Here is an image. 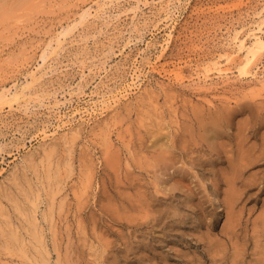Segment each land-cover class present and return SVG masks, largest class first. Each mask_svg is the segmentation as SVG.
Segmentation results:
<instances>
[{"label": "rangeland", "instance_id": "374dc122", "mask_svg": "<svg viewBox=\"0 0 264 264\" xmlns=\"http://www.w3.org/2000/svg\"><path fill=\"white\" fill-rule=\"evenodd\" d=\"M261 5H264V0H0V87L4 85L7 88H12L16 84L21 88L27 85L24 89L26 105L24 103L13 104V106L4 104L0 107V264H29L31 262L25 258L23 260V257L12 256L8 253V250L5 249V232L8 230V222H10L29 244L30 236L28 233L31 226L27 223L22 211L31 210L34 207L30 201L33 194L31 199L39 197L37 198L38 207L35 216L40 225L39 229L43 232L46 249L49 251L47 258L49 257L50 264H110L112 260L117 258L114 260V264H145L146 262H150L146 264H168L167 259L170 264H185L187 261L197 263L203 258L202 261L205 260V264H213V262L214 264H254L253 262L264 264V154L258 158L261 152L264 153V150L261 151L264 149V91L261 96L259 89L252 87L253 80L240 81L236 76L238 73L235 65L231 67L233 74L229 81L213 75L207 83L187 79L182 83H176L166 76L151 72L148 67L149 62H153L162 55L163 58L159 65L160 67L165 66L168 70L172 68L171 64L174 61L193 57L196 51L201 52L198 56L199 63H204L203 60L207 55L216 54L221 48V43L213 42L216 35H220L219 28L224 27L228 22L235 21L242 14L253 12ZM87 8H91V15L79 23V14ZM75 22L76 26L73 27ZM67 29L70 31L66 35H61ZM171 30H173V39L166 47L167 34ZM49 41H52V47L56 48V52L47 58L38 72L36 71L37 67L42 64L39 59L40 49ZM33 71L37 72L35 79H30L29 74ZM82 73L85 74L83 80H81ZM190 74L191 71L189 70L184 72L186 78ZM136 75H139V83L142 87L140 91L132 87L134 80L136 81ZM78 85L83 87L84 95H77ZM117 89L118 91H116ZM126 91L130 92L128 98L119 100L116 104L117 107L112 105L114 108L110 106V109L102 110L104 112L102 115L95 113L91 117L88 115L82 118L80 116L73 117L75 109L81 111L87 109L92 112V106L95 102L98 103L102 96L107 97L113 92L122 95ZM91 92H94L92 96ZM55 101L59 102L60 108L56 109ZM202 109L205 110L203 111L204 115L208 112L215 115L216 111L225 110L223 113L221 111L216 112V114H224L228 111L227 116H230V119L234 117L232 121L229 120L231 125L228 122L223 128L224 136L222 134L220 139L215 140L216 145L214 143L215 150L219 149L222 147L220 141L223 139L222 141H225L223 143H227L225 146L223 144L227 152L222 151V148L219 149L220 152L218 149L214 150L215 156L211 153L213 158L208 155L210 154L208 146H211V142H206L202 138L206 131L203 129V124L205 125L203 120L206 119V125H210L207 122L210 119L207 118L209 116L212 118V116L208 113L206 114L207 117H203V119ZM102 111L99 108L97 113ZM61 114L72 119L71 126L59 129L55 138L47 140L44 144V141L40 139L42 130L54 131L55 127L60 124L57 117ZM66 116L63 117V121L68 120ZM199 120H201L202 128L201 124L199 125ZM109 122L111 123L108 125ZM184 122L186 124L182 125ZM106 124L109 128L106 127ZM157 125H160L162 129L160 130ZM198 125L200 128L197 127ZM184 126H187L190 131ZM153 127H158V129L153 130ZM184 128L187 129L184 130L185 132L182 130ZM157 131L159 133L156 134L158 136L155 138L153 133ZM165 131H170L169 133L174 140L169 142L177 141L175 142L177 146L180 144L178 141L189 140L187 143L185 141L188 146L184 143V148L180 145L181 150H178L179 146L174 144L175 148L173 146L168 152L169 154L167 153L171 158L173 156L176 158V160L172 159L175 164H173L174 166L170 165L171 167L169 166L172 164L171 161L170 163L167 162L168 165L166 163L167 166H161L167 160H164L165 162L160 161L162 163H159L160 165L157 164L159 160L157 159V162L155 160L159 151L157 152L158 147L156 146L158 145H156L157 142L154 144V138L156 141L157 138L166 134ZM190 132L192 135L188 136ZM180 134H183L182 137L179 136ZM108 135L110 136L108 137ZM185 135L187 138L183 139ZM105 136L108 137L106 138L108 140L110 138L112 148L106 146L109 143L105 144L108 142V140L105 141ZM176 137L177 139H175ZM180 137L181 139H179ZM239 137L246 139L245 141L242 139L244 145L247 141L249 144L246 143V145L251 144L252 148L257 146L254 150L258 153L251 152V145L249 148L242 146V150L246 148V153L250 152L253 156L251 158L249 154L247 160L251 159L254 164L256 161V164L252 165L253 162L249 160L247 164L245 160L243 166L246 167L247 165V168L241 167V169L243 168V176L240 175L242 180L238 179L237 182L235 181L236 183L225 186L227 183L219 182L217 177L215 179L214 174L222 177L226 174L229 175V161L226 163L225 161L227 159L233 160L238 155L237 152L241 153L238 148H241L240 144L243 145V143L238 139ZM227 139H230L231 142ZM236 141H239V146ZM234 143L237 148H235ZM185 146L186 151L188 150L190 153L185 151L187 153L185 154L183 152ZM105 147H109V149L107 148L109 151L106 150L109 157L105 156L106 151L103 154ZM155 147L156 152L152 149ZM259 147L260 150H258ZM189 148L194 149V151ZM207 148L208 150H206ZM204 149L208 151V154L206 151L204 152ZM236 149L239 151L235 152ZM115 153L118 156L115 157ZM256 154L259 155L256 156ZM111 155L113 156L111 157ZM219 156L224 157L225 160ZM255 156L259 160L254 159ZM236 157L237 159L233 161H239L238 156ZM114 159L115 161H113ZM120 159L121 162L118 161ZM191 159L194 161L191 162ZM200 161L205 164L209 163L203 166V164L198 163ZM113 162H120V164H113ZM250 163L251 165H249ZM219 167L222 169H220L221 173H218ZM248 167L251 169L249 170ZM223 168H225L226 173ZM244 169L247 173L243 172ZM58 172L59 176H57ZM49 175L52 176V179L48 178ZM128 176L131 178L130 181ZM177 176H183V179ZM244 176L246 177L243 178ZM90 177H92L91 180ZM53 178L59 179H56V182L53 181L55 180ZM121 178L123 180L127 178L124 180L126 182H118L119 179L122 180ZM129 183L132 188H127ZM240 183L241 185H239ZM84 185L87 187L85 188ZM234 185L235 188L238 185L237 189L234 188ZM51 189L54 190V193L56 191L55 195L53 194L55 199H52L54 203L51 201L53 198L50 196ZM120 189H124V191L122 192ZM138 189L141 191L139 192ZM223 189L225 193L222 192ZM231 189L235 196L233 192H228V190L232 191ZM157 190H160V193ZM142 191L143 194L147 193V199L144 198L145 196L142 197ZM238 192H241V196ZM231 193L232 197H236V201L234 198L235 205L230 212L223 204V200H225L224 195ZM115 194L122 196L123 199H121L125 202H121V199ZM123 194L126 196L129 194L127 199L124 198ZM102 195H106L105 199ZM111 195L116 197L115 202ZM133 195L136 198L140 195V199L148 200L149 203L154 199L152 203L155 201V204H151L153 208L148 209L147 207L148 210L155 212L148 215L149 223L145 220L148 217V211H145L147 210L146 207L143 209L145 212L142 209L143 213L140 211L142 215L146 213V217L143 215L145 218L139 216L138 210L133 208L131 211L127 210L128 205V209L132 206L131 202L137 204V202L133 203L132 199L138 201L139 198L136 199ZM129 196H131L132 201ZM100 197L105 200V204ZM108 199L111 200L108 201ZM143 199L141 200L144 201ZM118 200L122 204H117L119 203ZM156 200L157 203L161 200L159 206L158 204L156 206ZM101 201L103 204L101 203L100 207ZM110 201L117 206L114 204L110 206ZM126 201L130 202L127 203ZM50 203L52 208L54 205V211L51 210ZM108 203L110 204L107 205ZM103 205L104 207L107 205L106 207L109 209L112 207L114 209H106ZM121 206L122 208H120ZM158 207H162V211L158 210ZM125 208L126 212L124 211ZM157 210L160 211L157 214L160 217L162 214L164 217H159L162 219L159 220L156 216L157 218L155 217L154 220L157 222L153 219L151 221V218H154L151 215H157ZM50 211H53V220L48 219L47 214ZM120 211L127 215H123V218ZM127 212H130L131 216L133 213L138 216L139 219L136 217L138 221L134 215L128 217ZM162 212H165L167 216L169 215L170 220ZM114 214L116 218L113 217ZM229 215L238 217L234 219L233 216L230 217ZM118 216L125 224H120L121 221ZM226 216L232 218L233 223H229L228 220L230 219H226ZM110 217H113L114 220L113 218L111 220ZM125 217L133 220H129L133 223L131 224L126 219L128 223L124 220ZM115 219L118 220L115 221ZM140 220L142 222L145 220L147 225H142L144 222L141 224ZM50 221H52V225ZM136 222H140L142 229L140 226L138 229L142 231L136 229ZM79 223L81 228H79ZM111 223L115 226L117 223L118 226L114 227ZM157 224L163 226H155ZM109 226L112 229L114 227V233ZM224 227L228 231H223ZM123 228H126V231ZM150 228H152L151 232L154 230L156 237L150 232ZM233 229H236L238 233L236 234ZM102 230L103 233H101ZM129 230L131 235L134 232L136 237H132L133 235H130ZM169 230L173 231L168 232ZM97 231H100L99 233L103 235L102 238L108 239L107 241L111 242V245L112 242H115L114 237H116L118 240L115 242V250L117 247L122 253L131 252L129 248L134 246H130L135 244L134 241H142L136 242L138 244H136L135 247L137 248L134 249L133 254L129 252L130 256L129 254H125V256L121 252V254L117 253L118 251H115L110 243L107 245V241L106 243L104 241V246L113 249L108 251L101 245L99 243L101 236L100 234L97 236ZM104 231L109 233L106 232L105 236ZM116 231L119 233L118 235ZM119 231L123 234H120ZM211 231L213 235L226 242L225 247V242L222 241V249L219 253L222 257L216 258V260L218 259L216 262L211 257L209 258V255L202 257L207 252V242H211L209 238H214V240L216 238L219 241L217 243H221L217 237L209 235ZM150 233L152 236L149 235ZM206 234L210 237H206ZM121 235H124L123 238ZM197 235L203 237L196 238ZM234 236H238V240ZM158 237L159 239H157ZM186 238L187 240H185ZM203 238H208L210 241ZM231 238L234 239L232 242H230ZM103 239L100 241L102 244ZM124 239L125 243L121 241ZM126 240L132 243L128 241V244ZM201 240L203 241L201 242ZM233 241L238 243V249L235 248L238 252L233 248L236 246ZM120 242L123 246L127 243L126 250L124 248L126 245L123 247ZM192 242H195L196 246ZM140 243L141 246L143 245L141 249ZM190 243L191 245H189ZM255 243L257 245L254 246ZM203 244H206L207 247L205 248ZM109 245L111 247H108ZM94 246L97 247L94 248ZM252 246L256 248V252ZM118 247L123 248V250ZM138 248L141 253H145L146 257H141L144 255L137 252V250L139 251ZM170 248L172 249L170 250ZM173 248H176L177 252ZM102 249L108 256L101 252ZM223 249L224 253L221 254ZM30 250L33 255V250ZM127 250L129 251L127 252ZM111 251L117 253L118 256L115 255L117 258L113 256L115 252L109 253ZM155 251L160 252V258L156 256L158 253L154 255ZM180 251L184 253H182L184 256ZM235 252L238 255H235ZM178 253L182 256L177 255ZM37 257L39 259V256L35 255V258ZM105 257L106 259H104ZM140 257L144 261H139V259L141 260ZM155 257H157V261ZM162 257L163 259H161ZM180 257L183 261L180 260ZM183 257L186 260L182 259ZM107 258L109 260L111 258V262L107 261ZM202 261H198V264H202Z\"/></svg>", "mask_w": 264, "mask_h": 264}, {"label": "bare ground", "instance_id": "6f19581e", "mask_svg": "<svg viewBox=\"0 0 264 264\" xmlns=\"http://www.w3.org/2000/svg\"><path fill=\"white\" fill-rule=\"evenodd\" d=\"M90 10H91V8H87V9H84V10H82L81 11V14H79V18H80V20L78 21L79 23L80 22H82L87 16H89V15H91V12H90ZM215 10H217V9H215ZM235 19V18H234ZM77 22V23H78ZM73 27L74 26H76V22L72 25ZM69 28H72V27H69ZM174 28V27H173ZM220 30V35H216V38L213 40V42H219V43H221V48H220V50H218V52L216 53V54H212V55H207V57L203 60V62L204 63H199L200 62V59L198 58V56L200 55V53L201 52H195V54H194V56L193 57H189V58H187V59H185V60H178V61H174L172 64H171V66H172V68L171 69H166L165 68V66H161L160 67V65H159V63L161 62V59L163 58V56L162 55H160V56H158L153 62H149L148 63V67H149V70L151 71V72H156L157 74H159V75H163V76H166V77H168L169 79H172V80H174L176 83H182L183 81H185L186 79L187 80H191V81H199V82H202V83H207L210 79H212V76L214 75V76H216L217 78H219V79H225V80H228L229 81V79H231V75L233 74V72H232V69H231V67H232V65H235V68L237 69V78H239L240 79V81H242V80H247V79H249V80H253L254 81V83H253V88H257V89H259V91H260V95L262 96L263 95V91H264V5H261V6H259L256 10H254L253 12H248V13H246L245 15L244 14H242V15H240V17L239 18H237L235 21H232V22H228L227 24H225V26L224 27H220L219 28ZM70 31V29H67V30H65V31H63L62 33H61V35H66L68 32ZM172 39H173V30H171L168 34H167V41H166V47L168 46V44L172 41ZM217 42V43H218ZM213 45V44H212ZM199 50V49H198ZM201 50V49H200ZM217 50V49H216ZM40 61L42 62V64L41 65H39V67H37V70L36 71H38V69L40 68V67H42L43 65H44V63L46 62V60H47V58L51 55V54H53V53H55L56 52V48L55 47H52V41H49L48 43H46L45 45H43L42 47H41V49H40ZM191 71V74L189 75V76H187V78H186V76L184 75V72H186V71ZM36 71H33L32 73H30L29 75H30V79H35V76H36ZM39 72V71H38ZM83 79H85V74L84 73H82V76H81V80H83ZM135 79H136V81L134 80V82H133V88H135V89H138L139 91H140V89L142 88V87H140V83H139V75H136L135 76ZM27 87V85H25V86H23V87H18L16 84H14V86L12 87V88H7V87H5L4 85H2L1 87H0V107H1V105H4V104H6V105H9V106H13V104L15 105V104H17V105H20V104H22V103H24V105H26L27 104V100H26V93H25V88ZM78 92H77V95H84L85 93H84V89H83V87H81V86H79L78 85ZM130 89V88H129ZM116 91H118V89L116 90ZM130 91V90H129ZM129 91H126L125 92V94H122V95H120V94H117V93H111V94H109L107 97H105V96H102V99L98 102V103H94V105L92 106V112H90V111H88L87 109H85L84 111H81V110H79V109H75V111L73 112V117L75 118V116H80V118H82V117H84V116H86V115H88V116H92L93 114H103L104 112L102 111V110H105L106 108L108 109L110 106H112V105H114V106H116V104H118V101L119 100H121L122 98H128V96H129V94H130V92ZM123 92V91H122ZM119 93V92H118ZM94 94V92H91V96ZM70 95L72 96V93H70ZM120 96V97H119ZM55 107H56V109H58V108H60V105H59V102L58 101H55ZM114 106H112L113 108H114ZM111 107V108H112ZM117 107V106H116ZM99 108L101 109V111L102 112H99V113H97L98 112V110H99ZM110 109V108H109ZM203 111H205V110H203L202 109V114H203V116H202V118L203 117H207L206 116V114H208V113H206L205 115H204V112ZM222 111V112H221ZM225 110H219V111H216L217 113L218 112H221V113H223ZM199 112V111H198ZM216 112H215V115H220V116H215V115H212L211 113H209V114H211V116H212V118H207V119H210V120H208L207 122L208 123H210V125L209 124H207L206 125V119L205 120H203V122H205V125H206V127L208 126H210L209 128H206L205 127V125L203 124V129L204 130H208L207 132L205 131V134H204V136L202 137L203 139H205V141L207 142V141H210L211 143H210V145L211 146H208L209 148H210V154H208L207 152L208 151H206V150H208V148L205 150L204 149V152L206 151V154H208L209 155V157H212V154H214V156H215V153H213V151L215 150V145H216V141L215 140H217V139H220L221 137H222V134H223V136H224V134L225 133H222L223 132V128L227 125V123L229 122V120H231L232 121V119H234V117L232 118V119H230V116H227V112L228 111H226L224 114H216ZM229 113H231V112H229ZM200 114V113H199ZM214 114V113H213ZM64 116H66V115H64V114H61V115H59L58 117H57V120L58 121H60V124H58L56 127H55V129H54V131H52V132H48L46 129H43L42 130V132H41V136H40V139L42 140V141H44V144H45V142H47V140H52V139H54L55 138V134L58 132V130L59 129H62V128H65V127H70L71 126V123H72V119H70L68 116H66V118L68 119V120H66V121H63V117ZM99 116V115H98ZM97 116V117H98ZM198 116H200V115H198ZM214 116V117H213ZM95 117V116H94ZM197 118V117H196ZM201 118V117H200ZM198 120V119H197ZM211 121V122H210ZM230 121V122H231ZM198 122V121H197ZM201 122V120H199V125L201 124L200 123ZM202 122V123H203ZM230 122H229V124H230ZM111 122H109L108 123V125L110 124ZM158 123V122H157ZM156 123V124H157ZM184 124H186L185 122L182 124V125H184ZM198 124V123H197ZM103 125H104V123H103ZM107 125V124H106ZM108 125L106 126L107 128H109L108 127ZM112 125V127H113V123L111 124ZM197 126V127H199L200 128V126ZM231 125V124H230ZM156 126V125H155ZM158 127H160V125H157ZM158 127L156 128V130L158 129ZM185 128L187 127V126H184ZM191 127V126H190ZM155 128L153 127V130H155ZM182 129L183 131L184 130H187V129ZM188 128V127H187ZM198 128V129H199ZM201 128H202V124H201ZM231 128V127H230ZM104 129H106V128H104ZM162 129V127H160V130ZM167 129V128H166ZM160 130H159V132H160ZM168 130H169V128H168ZM167 130V131H168ZM188 130H189V128H188ZM199 130H201V129H199ZM171 131V130H170ZM169 131V132H170ZM190 131V130H189ZM188 131V132H189ZM153 132V131H152ZM158 131L155 133H153V135L155 136V138L158 136V135H156V134H158L159 133ZM166 132V131H165ZM169 132H166V134H164V135H162L160 138H157V140L155 141V138H154V136H153V138H154V144H155V142H157L156 143V145H158V146H156V147H158V149H157V155L156 156H158L157 158H155V160H156V162H157V159L159 160V162L157 163L158 165H160L159 163H161L160 161H164V160H167L165 163H161L162 165L161 166H163V165H165V166H167L168 165V163L167 162H169L170 163V161L172 162V159H175L176 160V158H174V156H173V154H172V158L170 157V155H168L169 153L168 152H170L171 151V149L173 148V146H174V148H175V145L177 146V144H175V142H177V141H175L173 144L171 143V142H169V141H171V140H174V139H172V135H171V133H169ZM185 132V131H184ZM193 132V131H192ZM202 132H203V130H202ZM201 132V133H202ZM105 133V132H104ZM162 133H164L163 131H162ZM191 133V132H190ZM188 134V136L190 135H192V133L191 134ZM195 133V132H194ZM108 134V133H107ZM107 134H104V135H106L107 136ZM119 134V133H118ZM231 134V133H230ZM160 135V134H159ZM183 135V134H182ZM182 135L180 134L179 136H181L182 137ZM228 135V134H227ZM238 135H240V134H238ZM238 135H237V137H238ZM104 137L105 139L106 138H108L110 135H108V137ZM151 136H152V133H151ZM194 136V138H195V135H193ZM192 136V137H193ZM200 136V135H199ZM241 136V135H240ZM181 137L179 138V139H181ZM184 138L183 139H185V137H186V135L185 136H183ZM201 137H199V138H201ZM226 137V136H225ZM234 137V136H233ZM232 137V138H233ZM187 138V137H186ZM202 138H201V140H202ZM227 138H229V137H227ZM175 139H177V137L175 138ZM189 139V138H188ZM197 139V138H196ZM235 139H236V137H235ZM238 139H240L241 141H242V139L244 140V138H238ZM237 139V140H238ZM108 139H106L105 141H107ZM200 140V141H201ZM223 140V139H222ZM221 140V141H222ZM227 140H229L230 141V139H227ZM239 140V141H240ZM246 140V139H245ZM244 140V141H245ZM104 141V142H105ZM185 141L186 140H182L181 142L180 141H178L180 144L177 146L178 147V150L181 148L180 147V145H182V147H183V145H184V143H185ZM187 141H189V140H187ZM187 141H186V143H187ZM204 141V142H205ZM220 141V143L222 144V151H226L227 152V150H226V147H223V144L225 143V141H222L221 142ZM228 141V142H229ZM239 141L237 142V145H238V143H239ZM202 142V141H201ZM205 142V143H206ZM224 142V143H223ZM231 142V141H230ZM232 142H235V141H232ZM106 143H109V145H106V146H109V147H111V141H110V138H109V140H108V142H105V144ZM172 145H171V144ZM186 143H185V145H186ZM194 143V142H193ZM196 143H197V140H196ZM214 143H215V145H214ZM219 143V141H218V145L220 144ZM241 143H243V145H241L240 143V146H241V148L239 147L238 149L239 150H241L240 152L241 153H239V152H237V151H239L238 149H236V151L235 152H237L238 153V155H236V153H235V155L236 156H238V160L239 161H233L234 159H237V157L235 158H233V160H226L225 161V163L226 162H228L229 164H228V167L230 168V172L228 173L229 175H225V176H221V175H219V176H215V174H214V177H215V179H216V177L218 178V181L220 182V181H222V182H226L225 184V186H227V185H231L232 183H236L237 182V180L239 179V180H242V178L240 177V175L241 176H243L242 174V169H241V167L244 165V162H245V160H246V163L248 164L249 163V161H251V162H253L251 159H248L247 160V158L249 157V154H250V156H251V153L250 152H248V153H246L247 152V150H242V146L243 147H247L248 145H246V143H247V141L245 142V145H244V142L242 141ZM175 144V145H174ZM208 145H209V143H207ZM227 144V143H226ZM226 144H224V146L226 145ZM235 144V143H234ZM247 144H249V143H247ZM114 144L112 143V146H113ZM214 145V146H213ZM251 145V144H250ZM250 145L247 147V148H249L250 147ZM254 145H256V144H254ZM153 146V145H152ZM151 146V147H152ZM186 146H188V145H186ZM186 146H185V150L183 151V152H185L186 151ZM213 146V147H212ZM239 146V145H238ZM109 147H105L106 149L104 150V152H103V154L105 153V151L107 150V148L109 149ZM154 147V146H153ZM156 147H155V149L154 148H152L153 150H154V152H156L155 150H156ZM176 147V148H177ZM207 147V146H206ZM219 147V146H218ZM231 147H232V145H231ZM255 147L257 148V146H254L253 148H252V145H251V152H256V153H258L257 151H255L254 149H255ZM112 148V147H111ZM159 148H160V150H159ZM184 148V147H183ZM182 148V149H183ZM221 148L219 147V149L221 150ZM224 148H225V150H224ZM233 148H234V146H233ZM235 148H237V146H236V144H235ZM262 148V147H261ZM188 149V148H187ZM189 149H191V148H189ZM218 149V148H217ZM216 149V150H217ZM218 149V150H219ZM181 150V149H180ZM192 151H194V149H191ZM215 150V151H216ZM220 150H219V152H220ZM249 150V149H248ZM258 150H260V147H259V149ZM262 150H264V149H261V151ZM107 151H109V150H107ZM106 151V152H107ZM191 151V152H192ZM222 151H221V153H222ZM231 151V150H230ZM229 151V152H230ZM112 152V151H111ZM186 152H188V150L186 151ZM185 152V154H187ZM219 152H217V154H219ZM260 152V151H259ZM168 153V154H167ZM188 153H190V152H188ZM212 153V154H211ZM220 153V154H221ZM224 153V152H223ZM233 153V152H232ZM231 153V155H233ZM108 154V152L106 153V155L105 156H108L109 157V154ZM171 154V153H170ZM225 154V153H224ZM248 154V155H247ZM254 154V153H253ZM261 154L263 155L264 153H260V156H258L259 154H256V156H258V158H261L262 156H261ZM116 155H117V153H115V157H116ZM153 155H155V154H153ZM152 155V156H153ZM176 155H178L177 153H176ZM211 155V156H210ZM113 155H111V157H112ZM118 156V155H117ZM120 156V155H119ZM156 156H153V157H156ZM180 156H181V154H180ZM180 156H178V158H180ZM188 157V155H185V157ZM190 156V155H189ZM226 156V155H225ZM256 156L254 157V159H256V160H259V159H257L256 158ZM216 157H217V155H216ZM228 157V156H227ZM231 157V156H230ZM233 157V156H232ZM253 156H251V158H252ZM263 157H264V155H263ZM106 158V157H105ZM114 158V157H113ZM120 158V157H119ZM183 158H184V156H183ZM192 158V157H191ZM213 158V157H212ZM219 158H224V157H220L219 156ZM107 159V158H106ZM112 159V158H111ZM116 159V158H115ZM115 159L113 160V161H115ZM118 159V158H117ZM190 159V158H189ZM194 159V158H193ZM191 159V162L192 161H194V160H196V159ZM214 159H215V157H214ZM214 159H211V161H214ZM264 159V158H263ZM262 159V160H263ZM201 160V159H200ZM216 160H217V158H216ZM222 160V159H221ZM223 160H225V158L223 159ZM222 160V161H223ZM106 161H108V159L106 160ZM118 161H120L121 162V159L120 160H118ZM203 161V160H202ZM202 161H200V162H198V163H201L200 165H202L203 164V166H204V162H202ZM204 161H207V160H204ZM208 161H210V160H208ZM255 161V160H254ZM120 162H115V163H118V164H120ZM173 162H174V160H173ZM172 162V164H169V166L170 165H172V166H174L173 164H175V162L173 163ZM190 162V163H191ZM196 162V161H195ZM194 162V163H195ZM242 162V163H241ZM258 162V161H257ZM108 163V162H107ZM114 162H113V164H115ZM166 163H167V165H166ZM193 163V164H194ZM209 163V162H208ZM208 163H206L205 164V166L206 165H208ZM211 163H213V162H211ZM215 163V162H214ZM112 164V163H111ZM111 164H110V166H111ZM118 164H117V166H118ZM196 164V163H195ZM254 164V162L252 163V165ZM255 164H256V161H255ZM254 164V165H255ZM71 165V164H70ZM87 165V164H86ZM86 165H85V167H86ZM107 165V164H106ZM227 165V164H226ZM249 165H251V163L249 164ZM115 166V165H114ZM164 166V167H165ZM168 166V167H169ZM71 167H72V165H71ZM90 167V166H89ZM116 167V166H115ZM119 167V166H118ZM118 167H116V168H118ZM171 167V166H170ZM215 167V166H214ZM220 167H223V166H220ZM219 167V172L218 173H221V171H220V168ZM226 167V166H225ZM244 168H247V165H246V167L245 166H243ZM249 167H251V166H249ZM248 167V168H249ZM87 168V167H86ZM91 168H92V166H91ZM212 169H213V167H211ZM51 169V168H50ZM50 169L48 170V172L50 171ZM88 169V168H87ZM92 169H94V168H92ZM91 169V170H92ZM109 169H110V167H109ZM211 169V170H212ZM218 169V168H217ZM251 168H249V170H250ZM90 170V169H89ZM113 170V169H112ZM116 170V169H115ZM214 170V169H213ZM213 170H212V173H214L213 172ZM222 170V169H221ZM227 170V169H226ZM246 169H244L243 170V172L245 171ZM117 171V170H116ZM215 171V170H214ZM223 171L225 172V168H223ZM228 171V170H227ZM72 172V171H71ZM246 172V171H245ZM223 173V172H222ZM226 173V172H225ZM247 173V172H246ZM245 173V174H246ZM49 174H51V173H49ZM54 174H55V172H54ZM132 174H133V172H132ZM224 174V173H223ZM52 175V174H51ZM51 175H49L48 176V178L49 179H52V176ZM60 174H59V172H58V174H57V176H59ZM88 175H89V173H88ZM93 175V174H92ZM90 176H91V174H90ZM124 176V175H123ZM127 176V175H126ZM125 176V177H126ZM229 176V177H228ZM254 176V175H253ZM177 177H179V178H181V179H183L182 177L183 176H177ZM246 176H244L243 178H245ZM91 178L92 177H90V180H91ZM119 178V177H118ZM117 178V179H118ZM123 178V177H122ZM121 178V179H122ZM241 178V179H240ZM53 179H55V180H53V181H56L57 182V180L56 179H59V178H53ZM128 179H129V181H130V177L128 176ZM177 179V178H176ZM180 179V180H181ZM86 180H87V178H86ZM89 180V179H88ZM89 180V181H90ZM124 180H127V178L126 179H124ZM123 179L122 180H120L119 179V181L118 182H120V181H124ZM59 181V180H58ZM128 181V182H129ZM236 181V182H235ZM245 181V180H244ZM243 181V182H244ZM88 182V181H87ZM124 182H126V181H124ZM175 182V181H174ZM180 182V181H179ZM182 182V181H181ZM180 182V183H181ZM216 182V181H215ZM55 183V182H54ZM53 183V184H54ZM61 183V182H60ZM89 183V182H88ZM176 183V182H175ZM174 183V184H175ZM239 183V182H238ZM57 184V183H56ZM55 184V185H56ZM87 184V183H86ZM132 184H133V179H132ZM131 184V185H132ZM217 184V183H216ZM221 185H223L222 183H220ZM219 184V185H220ZM244 184V183H243ZM242 184V185H243ZM58 185H60V184H58ZM88 185V184H87ZM87 185H86V187H87ZM180 185V184H179ZM220 185V186H221ZM236 185V184H235ZM235 185H234V188H235ZM239 185H241V183L239 184ZM57 186V185H56ZM84 187H85V185H84ZM85 187V188H86ZM128 187H131L132 188V186H130V183H129V186L127 185V188ZM174 187V186H173ZM176 187V186H175ZM181 187V186H180ZM222 187V186H221ZM237 187H238V185H237ZM237 187L235 188V189H237ZM57 188H58V186H57ZM118 188H120V187H118ZM134 188H135V186H134ZM136 188H139V187H136ZM141 188V187H140ZM220 188V187H219ZM242 188V187H241ZM126 189V188H125ZM174 189V188H173ZM227 189H228V187H227ZM233 189V188H232ZM231 189V190H232ZM122 192L124 191V189L122 190V189H120ZM127 190V189H126ZM125 190V191H126ZM137 190V189H136ZM139 190V189H138ZM240 190V189H239ZM244 190V189H243ZM141 191V189L139 190V192ZM160 190H157V192H159ZM119 192V191H118ZM138 192V191H137ZM223 193H225L224 192V189H223V191H222ZM228 192L230 193V192H233V194H234V191L232 190V191H229L228 190ZM227 192V193H228ZM34 193V192H33ZM55 193H56V191H55ZM55 193H54V190L53 189H51V197H53V194L55 195ZM117 193V192H116ZM126 193V192H125ZM135 193V192H134ZM133 193V194H134ZM160 193V192H159ZM222 193V194H223ZM239 193V192H238ZM241 193V192H240ZM239 193V195L241 196V194ZM118 194H120V193H118ZM118 194H115V196L116 195H118ZM129 194H130V192H129ZM128 194V195H129ZM142 194H143V191H142ZM147 194V193H146ZM146 194H143V196L142 197H144V198H146ZM168 194V193H167ZM36 195H38V194H36ZM109 195V194H108ZM107 195V196H108ZM114 195V194H113ZM122 195V194H121ZM124 196V198H126L127 199V196L125 195V194H123ZM132 195V194H131ZM231 195V196H230ZM32 196H34V194L32 195ZM32 196H31V198H32ZM40 196V195H39ZM102 196H104V195H102ZM106 196V195H105ZM105 196L103 197L104 199H105ZM115 196H113L114 197V202L116 201L115 200ZM133 196H135V195H133ZM225 197H224V199L225 200H223V204H225V207H226V209L227 210H229L230 212H231V210L234 208L233 206L235 205L234 203H235V201H236V197H234L235 196V194H234V196L232 197V193L231 194H228V195H224ZM239 196V197H240ZM50 197V198H51ZM112 197V195H111V198H113ZM118 197L121 199L122 198V196H119L118 195ZM130 197V200H131V196H129ZM128 197V198H129ZM153 197H155V196H153ZM231 197V198H230ZM30 198V201H31V203L33 204V208H31V210H24V211H22V214L25 216V218H26V220H27V223H29V225L31 226V228H29V236H30V238H29V244L27 243V241L24 239V238H22L21 237V234L19 233V231L14 227L13 228V226H12V224L10 223V222H8V225H7V227H8V230H6V232H5V249H7L8 250V253L10 254V255H17V256H19V257H23L22 259L23 260H25V259H27V260H30L29 262L32 264V262H34L33 264H50V262H49V257L47 258V255H49L48 254V250L46 249L47 247H46V242H45V239H44V237H43V232L41 231V229H39V224H38V222H37V217L35 216V212H36V208L38 207L37 206V198H39V197H37L36 199H31ZM33 198H35V197H33ZM101 198V197H100ZM99 198V199H100ZM103 198H101V200H103ZM109 198V197H108ZM135 198H136V196H135ZM137 198H139V199H137ZM136 199L138 200V201H134V199H132L133 200V203L134 202H137V204L135 205V203L134 204H132V202L130 203L132 206L130 207V209H128V206L126 205V203H124V205H126L127 206V210L129 211H131V208H133L134 210H138V212L140 213V211H142L145 207H146V209H147V207H148V209L151 207V206H153L154 204H155V201L152 203V200H154V199H150L151 200V203H149V201L148 200H145V199H143V198H141V199H143L144 201H142L141 199H140V195H139V197H137ZM233 198V199H232ZM234 198H235V201H234ZM52 199H55L54 197L53 198H51V201H52V203H54V201L52 200ZM107 199V198H106ZM118 199V198H117ZM119 199V200H120ZM123 199V198H122ZM121 199V202H125V201H123ZM147 199V198H146ZM109 200H111V199H108V201ZM119 200L117 201V202H119ZM125 200V199H124ZM131 200V201H132ZM113 201V200H112ZM161 201V200H160ZM160 201L157 203V200H156V206H157V204H158V206H159V203H160ZM103 202H104V204H105V200H103ZM103 202L101 201L100 202V207H101V203L103 204ZM114 202H113V204H114ZM127 202V201H126ZM128 202H130V201H128ZM127 202V203H128ZM110 203H111V201H110ZM110 203H108L107 205H109ZM39 204V203H38ZM112 203H111V205L110 206H112L113 205ZM117 204H122V203H117ZM117 204L115 205V206H117ZM151 204H153V205H151ZM50 207H51V210H53L54 211V205H53V208H52V204L50 203ZM63 205V204H62ZM107 205H105V207L107 206ZM114 206V207H115ZM120 206V205H119ZM118 206V207H119ZM160 206H161V204H160ZM103 207H104V205H103ZM102 207V208H103ZM104 207V208H105ZM109 207V206H108ZM117 207V208H118ZM116 208V207H115ZM120 208H122V206L120 207ZM123 208H124V206H123ZM153 207H151V209H152ZM154 208H156V207H154ZM106 209H109V208H107L106 207ZM114 208L112 207V209H109V210H113ZM142 209V210H141ZM145 210V211H148L147 213V216L148 215H150V214H152L153 212H152V210L150 211V210ZM161 209H163L162 207H158V210H160V211H162ZM108 210V211H109ZM118 210V209H117ZM121 210V209H120ZM126 210V208L124 209V211ZM154 210V209H153ZM156 211V214H157V212H160V211ZM226 210V211H227ZM53 211H50L48 214H47V216H49V218L48 219H52L53 220ZM123 211V210H122ZM144 211V210H143ZM143 211L141 212V213H143ZM144 211V212H145ZM164 211V210H163ZM115 212H118V211H115ZM115 212H113V213H115ZM121 212V211H120ZM126 212V211H125ZM124 212V213H125ZM149 212H151V213H149ZM167 212V211H166ZM110 213H111V211H110ZM112 213V214H113ZM128 213V212H127ZM130 213V212H129ZM128 213V217H130L131 215ZM140 213V215L139 214H137V215H139V216H141V218H145L146 217V213L145 214H143L145 217H143V215ZM155 213V212H154ZM163 213V215L164 214H166L165 212H162ZM168 214H170L169 212H167ZM176 213V212H175ZM121 214H122V212H121ZM120 213H119V215H121ZM126 214V213H125ZM125 214H122V217H123V215H125ZM118 215V214H117ZM127 215V214H126ZM130 215V216H129ZM133 215L135 216L134 218L136 219V217L139 219V217L138 216H136L134 213H133ZM132 215V216H133ZM46 216V217H47ZM112 216V215H111ZM131 216V217H132ZM154 217V218H151V221H152V219L154 220L155 219V217L156 216H158V219L159 220H162V219H160L161 217L163 218L164 216H162V214H161V217L157 214V215H151V217ZM166 216H167V214H166ZM165 216V217H166ZM169 216V215H168ZM167 216V217H168ZM228 216V215H227ZM226 216V217H227ZM230 217L231 216H233V215H229ZM113 217H115V214L113 215ZM113 217H110L111 218V220H112V218ZM119 217V220L121 221L120 222V224H122L123 222H122V219L120 218V216H118ZM128 217H125V219L124 220H130ZM160 217V218H159ZM172 217V216H171ZM176 217H177V215H176ZM237 217L238 216H236V218L233 216L232 218H234V219H237ZM116 218V217H115ZM124 218V217H123ZM157 218V217H156ZM169 218V217H168ZM173 218V217H172ZM232 218H229V217H227L226 219H230V220H228V222L230 223V222H232L233 223V220H231ZM133 219V218H132ZM138 219H136V221H138ZM148 219H150L149 218V216L148 217H146V219L145 220H147V222L149 221ZM174 219V218H173ZM179 219V218H178ZM181 219V218H180ZM113 220H114V218H113ZM118 220V219H117ZM116 219H115V221H117ZM123 220V221H124ZM126 220V221H127ZM143 220V219H142ZM144 220V221H145ZM169 220H170V218H169ZM183 220H185V219H183ZM183 220H182V223H183ZM127 221V222H128ZM130 221H133V220H130ZM129 221V222H130ZM143 221V222H144ZM154 221H156V220H154ZM153 221V222H154ZM166 221V220H165ZM174 221H176L175 219H174ZM180 221V220H179ZM179 221H177V222H179ZM235 221V220H234ZM79 222V221H78ZM92 222V221H91ZM93 222H94V220H93ZM126 222V223H127ZM128 222V223H129ZM140 222H141V224L143 223L141 220H140ZM140 222H136L137 223V226L135 225V227H136V229H138V227L140 226H142V225H144V224H146L145 222L141 225V224H139ZM157 222V221H156ZM159 222V221H158ZM170 222H172V221H170ZM181 222V221H180ZM185 222V221H184ZM50 223H51V225H52V221H50ZM115 223V222H114ZM117 223H119V222H117ZM116 223V226L114 225V224H112L111 223V225H114V227H117L118 226V224ZM127 223V224H128ZM131 224L133 223V222H130ZM149 223V222H148ZM152 223V222H151ZM159 223H161V222H159ZM163 223V222H162ZM174 223V222H173ZM90 224V223H89ZM123 224H125V223H123ZM131 224H128V225H131ZM50 225V226H51ZM79 225H80V223H79ZM95 225H96V222H95ZM147 225V224H146ZM150 225V224H149ZM122 227L124 226V225H121ZM127 226V225H126ZM155 226H163V225H160V224H157V225H155ZM235 226V225H234ZM92 227H94V225H92ZM114 227H113V229L109 226V228H111L112 229V232H113V230H114ZM131 227V226H130ZM172 227V226H171ZM178 227V226H177ZM53 227H51V230H53L52 229ZM79 228H81V225L79 226ZM129 228V227H128ZM131 228H133V227H131ZM209 228V227H208ZM213 228V227H212ZM231 228V227H230ZM92 229V228H91ZM97 229V228H96ZM107 229H108V227H107ZM110 229V230H111ZM119 229H121V227H119ZM124 229V228H123ZM126 229V228H125ZM124 229V230H125ZM141 229H142V227H141ZM151 229L152 228H150V232H151ZM171 229V228H170ZM173 229V228H172ZM215 229V228H214ZM95 230V229H94ZM98 230H99V228H98ZM138 230H140V229H138ZM149 230V229H148ZM209 230H211V229H209ZM224 230H226V231H228L225 227L223 228V231ZM230 231H231V229H229ZM233 230H235L234 232L237 234L238 232H236V229H233ZM5 231V230H4ZM92 231H93V229H92ZM107 231H109V230H107ZM106 231V232H107ZM117 231H118V229H117ZM117 231H116V234L118 235L119 233H117ZM126 231V230H125ZM135 231V230H134ZM140 231H142V230H140ZM154 231V230H153ZM151 232V233H153V236H155L156 234H155V232ZM157 231V230H156ZM161 231V230H160ZM173 230H169L168 232H172ZM95 232H96V230H95ZM98 232V231H97ZM100 232V231H99ZM98 232V234H97V236H99V233ZM105 232V231H104ZM105 232V236H106V234L107 233H109V232H107L106 233ZM120 232V231H119ZM136 232H138L137 230H136ZM135 232V233H136ZM148 232V231H147ZM209 232V231H208ZM213 232H214V234H216L215 233V230H213ZM212 231L209 233V235H211V237H213V236H215V235H213L212 233H213ZM233 232V231H232ZM233 232V233H234ZM101 233H103V230H102V232ZM114 233V232H113ZM129 233H130V230H129ZM134 232H132V235H131V233H130V235L132 236V237H136V235L135 234H133ZM151 233L149 234L150 236H152L151 235ZM157 233V232H156ZM221 233H222V231H221ZM224 233V232H223ZM228 233V232H227ZM226 233V234H227ZM235 233H234V235H235ZM112 234V233H111ZM120 234H123V233H121L120 232ZM127 234H128V232H127ZM155 234V235H154ZM168 234V233H167ZM202 234V233H201ZM109 235V234H108ZM135 235V236H134ZM141 235L142 236H144L143 235V233H141ZM148 235V236H149ZM196 235V234H195ZM195 235H193V236H195ZM207 235V234H206ZM205 235V236H206ZM213 235V236H212ZM100 241H101V239H103L102 238V236L103 235H101L100 234ZM110 236V235H109ZM111 236H114V235H111ZM116 236V235H115ZM120 236V235H119ZM122 236V235H121ZM124 236V235H123ZM123 236H122V238H123ZM125 236H128V235H126L125 234ZM158 236V235H157ZM168 236V235H167ZM191 236V235H190ZM198 237H196V238H201V237H203L202 235H201V237L199 236V235H197ZM226 236V235H225ZM228 236V235H227ZM230 236H231V234H230ZM229 236V237H230ZM233 236V235H232ZM250 236H252V235H250ZM249 236V237H250ZM146 237V236H145ZM145 237H143V238H145ZM156 237V236H155ZM192 237V236H191ZM206 237H210V236H206ZM215 237H217V236H215ZM235 237V236H234ZM238 237V236H237ZM237 237H235V239L237 238ZM255 237V236H254ZM107 238V237H106ZM110 238V237H109ZM115 238V242H117V240H116V237H114ZM117 238H118V236H117ZM121 238V237H120ZM204 239V240H211V242H207L208 244V247H207V245L206 244H203V246H205V248L207 249V252L206 253H204V256L202 255V257H205V256H207V255H209V258L211 257L212 258V260H214L215 262L216 261H218V259L216 260V258H218L220 255H219V253H220V249H222V241H223V239L221 240V239H219L218 237V239L219 240H221V243L220 244H218L219 243V241L218 240H216V238H215V240H214V238H209V239ZM251 239H254L253 237H250ZM131 239H133V238H131ZM135 239V238H134ZM155 239V238H154ZM157 239H159V237L157 238ZM156 239V240H157ZM227 239H229L228 237H227ZM108 240V239H107ZM105 238L102 240L103 241V244L99 241V243L101 244V245H103L104 246V241H105V243H106V241H107ZM185 240H187V238L185 239ZM191 240H193V239H191ZM209 240V241H210ZM232 240H234V239H232L231 238V241L230 242H232ZM236 240H238V238L236 239ZM97 241H98V239H97ZM110 241V240H109ZM114 241V240H113ZM121 241H123L124 243H125V239L124 240H121ZM127 241V240H126ZM129 241V240H128ZM127 241V243L129 244V242H131V241H129L128 242ZM138 241V240H137ZM137 241H134L135 242V244H131L130 246L132 247V245H134L133 247H135L136 246V244H138L140 241H142V240H140V241H138V243H136ZM151 241H152V239H151ZM190 241V240H189ZM194 241H195V239H194ZM196 241H198V240H196ZM203 240H201V242H202ZM251 241H253V240H251ZM254 241H256V240H254ZM253 241V242H254ZM108 242V241H107ZM115 242H112V245H111V242H108L107 243V245L110 243V245L112 246V247H114V250H115V246H116V243ZM144 242V241H143ZM142 242V243H143ZM184 242H186V241H184ZM201 242H200V244H201ZM204 242H206V241H204ZM203 242V243H204ZM218 242V243H217ZM225 241H223V243H224ZM234 242V241H233ZM252 242V243H253ZM115 243V244H114ZM121 243V242H120ZM123 243V244H124ZM127 243L123 246L122 245V243L120 244V245H122L124 248H125V250L127 249ZM132 243V242H131ZM147 243V242H146ZM145 243V244H146ZM186 243H188V242H186ZM185 243V244H186ZM192 243H194V245H195V242H192ZM197 243H199V241L197 242ZM235 244H236V242H234ZM251 243V242H250ZM97 244H98V242H97ZM99 244V245H100ZM114 244V245H113ZM150 244H153V243H150ZM225 244H226V242L224 243V246H225ZM101 245H100V248H101ZM108 246V247H111V246ZM189 245H191V243L189 244ZM219 245H221V246H219ZM237 245H238V243L236 244V246H234L233 248L235 249L236 247H237ZM253 245V244H252ZM255 245H257L256 243L254 244V246ZM93 246V245H92ZM91 246V247H92ZM106 246V245H105ZM104 246V247H105ZM122 246H119V247H122ZM139 246H141V243L139 244ZM149 246V248H150V245H148ZM154 246V245H153ZM152 246V247H153ZM196 246V245H195ZM223 246V247H224ZM227 246H228V244H227ZM29 247H30V249H32L33 250V255L31 254V250L29 249ZM95 247H97V246H94V248ZM111 247V248H112ZM118 247V248H119ZM129 248V250H131V252L129 251V250H127V252L129 251L130 253H132V252H134V249L136 250V248L137 247H135V248ZM145 247V246H144ZM151 247V248H152ZM157 248H158V246H156ZM171 247V246H170ZM220 247V248H219ZM226 247V246H225ZM253 247V246H252ZM257 247V246H256ZM93 248V247H92ZM99 248V246H98V250L100 249ZM106 249H108V251L111 249H109V248H107V247H105ZM104 248V249H105ZM141 248H143V245L140 247V249ZM148 248V249H149ZM197 248H199V247H197ZM201 248V247H200ZM204 248V249H205ZM231 248H232V245H231ZM97 249V248H96ZM95 249V250H96ZM104 249H102L103 251H101V252H104L105 253V251H107L106 249H105V251H104ZM113 249V248H112ZM119 249H122L123 250V248H119ZM139 249V248H138ZM140 249H139V251L137 250V252H140L141 253V251H140ZM172 248H170V250H171ZM174 249V248H173ZM203 249V248H202ZM203 249V250H204ZM224 249H226V248H224ZM224 249H223V252H222V250H221V254L222 253H224ZM237 249H238V247H237ZM237 249H235L236 250V252H238L237 251ZM253 249H255V252H256V248H254L253 247ZM116 250L118 251L117 253H122V251H120V250H118L117 249V247H116ZM115 250V251H116ZM133 250V251H132ZM145 250H147V249H145ZM145 250H144V252H145ZM150 250V249H149ZM149 250H147V251H149ZM157 251H158V249H156ZM175 250V252H177L176 251V248L174 249ZM180 250V249H179ZM107 251V252H108ZM115 251H111V252H109V253H114ZM153 251V250H152ZM157 251H155L154 252V255H155V253H158ZM182 251V250H181ZM181 251H180V253H181ZM35 252V253H34ZM96 252H97V250H96ZM126 253V251H125V253H122L123 255H128L129 254V256H130V253ZM136 252V251H135ZM204 252V251H203ZM235 252V255L237 254ZM254 252V251H253ZM104 253H103V256H104ZM116 252H115V254L113 255V256H115L116 254H117ZM120 253V254H121ZM180 253H178L177 255H179V256H182ZM214 253H216V254H214ZM96 254V253H95ZM98 254H99V252H98ZM106 254V253H105ZM119 254V255H120ZM133 254V253H132ZM137 255H139L138 253H136ZM145 253H141L140 255H144ZM148 254V253H147ZM151 254V253H150ZM174 254H176V253H174ZM203 254V253H202ZM253 254V253H252ZM255 254V253H254ZM35 255H38L39 256V259H38V257L37 258H35ZM107 256H108V254H106ZM122 255V256H123ZM125 255V256H126ZM153 255V256H154ZM159 255H161L160 254V252L158 253V255L156 254V256H158L159 257ZM163 255V254H162ZM173 255V254H172ZM200 255V254H199ZM214 255V256H213ZM218 255V256H217ZM238 255V254H237ZM96 256H98V255H96ZM100 257H101V254L99 255ZM98 256V257H99ZM102 256V257H103ZM112 256V255H111ZM116 256H118V255H116ZM115 256V257H116ZM121 256V255H120ZM128 256V257H129ZM132 256V255H131ZM134 256H135V254H134ZM133 256V257H134ZM152 256V255H151ZM152 256V257H153ZM164 256V255H163ZM174 256V255H173ZM184 256V255H183ZM137 257V256H136ZM141 257H146V255H144V256H141ZM140 257V258H141ZM148 257V256H147ZM165 257H166V255H165ZM175 257V256H174ZM185 257H187V256H185ZM185 257H183L182 259H185ZM200 257V256H199ZM199 257H197L198 259H200ZM222 256H220L219 258H221ZM25 258V259H24ZM112 258V257H111ZM111 258H110V260H109V258H107V261L109 260L110 262H111ZM117 258V257H116ZM124 258H126V257H124ZM157 257H155V259H156ZM160 258V257H159ZM168 258V257H167ZM176 258V257H175ZM179 258V257H178ZM194 258H196V257H194ZM34 259H35V261H34ZM99 259V258H98ZM97 259V260H98ZM104 259H106V257L104 258ZM114 259V258H113ZM118 259V258H117ZM117 259H114V260H117ZM126 259H128V258H126ZM137 259H138V257H137ZM145 259V258H144ZM161 259H163V257L161 258ZM204 259V258H203ZM202 259V260H203ZM26 260V261H27ZM96 260V259H95ZM114 260H112V263L114 262ZM159 261H160V259H158ZM166 260V259H165ZM165 260H163V261H165ZM178 260V259H177ZM180 260H181V257H180ZM186 260V259H185ZM188 260H191V259H188ZM202 260H198V261H202ZM206 260H208V259H206ZM211 260V259H210ZM212 260H211V262H212ZM222 260H224V259H222ZM105 261V260H104ZM139 261H144V260H142V258H141V260L139 259ZM156 261H157V259H156ZM162 261V262H163ZM167 262H168V264H170L169 263V261H168V259L166 260ZM165 261V262H166ZM181 261H183V260H181ZM196 261V260H195ZM197 261V263H192V262H189V261H187L188 263H192V264H198L199 262ZM205 261V260H204ZM204 261H202L201 263L202 264H205V262ZM101 262V261H100ZM109 262V263H110ZM117 262V261H116ZM164 262V263H165ZM186 262V261H185ZM184 262V263H185ZM186 262V263H187ZM221 262V261H220ZM223 262V261H222ZM29 263V264H30ZM108 263V262H107ZM112 263H110V264H112ZM118 263V262H117ZM142 263H145V262H142ZM146 263H150V262H146ZM145 263V264H146ZM157 263H159V262H157ZM185 263V264H186ZM187 263V264H188ZM254 264H255V262H253ZM114 264V263H113ZM156 264V263H155ZM162 264V263H161ZM166 264V263H165ZM212 264V263H211ZM213 264H214V262H213ZM215 264H218V263H215ZM220 264V263H219ZM223 264V263H222Z\"/></svg>", "mask_w": 264, "mask_h": 264}]
</instances>
